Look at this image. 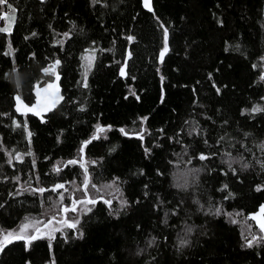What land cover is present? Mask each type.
<instances>
[{"label":"trees","instance_id":"obj_1","mask_svg":"<svg viewBox=\"0 0 264 264\" xmlns=\"http://www.w3.org/2000/svg\"><path fill=\"white\" fill-rule=\"evenodd\" d=\"M8 2L0 229L61 206L53 187L86 169L122 200L96 201L53 239L14 241L0 264H264V242L246 246L264 237L251 218L264 207V111H252L264 109V0H153V13L143 0ZM56 82L55 108L17 111V96L32 107Z\"/></svg>","mask_w":264,"mask_h":264},{"label":"snow or ice","instance_id":"obj_2","mask_svg":"<svg viewBox=\"0 0 264 264\" xmlns=\"http://www.w3.org/2000/svg\"><path fill=\"white\" fill-rule=\"evenodd\" d=\"M144 6L147 7L151 11L152 10L151 9V0H144ZM0 7H7V9H8L7 12L0 13V19H4V20L8 21L7 28L0 27V32H8V31H10V29L12 27V21L14 19V15L13 14L15 13L16 9H14L12 7V5L8 2V0H0ZM165 36H167V29H165ZM129 39H131V37ZM167 51H168V48L165 47L163 49V51L160 53L161 60H163V57H164L165 53H167ZM4 54L5 55H11L10 52H6ZM88 59L91 60L92 57H89ZM59 63H60V61L57 60L55 62V65H59ZM55 65L52 66V70H54ZM45 71L48 72L49 69H45ZM124 74L125 73H124V70L122 68L121 69V75H124ZM58 79H59V76L57 75V80ZM86 86L87 85L85 83V87ZM52 87H53V85H49V88H52ZM218 91H219V89H218ZM132 94L135 95V93H132ZM38 95H39V93H38ZM136 98L139 99L138 96ZM15 99L17 100V111L18 112L21 111V109H23L25 112H35L37 115L40 114V111H39V109L37 108L36 105H34L32 107H28L27 105L23 104V102L21 101L19 96H17ZM38 104H39V101H38ZM44 110H51V106L48 105V104H45L44 105ZM252 111L253 112L264 111V109L257 107V108L252 109ZM142 119L144 121H146L147 117H144ZM16 126L17 127H21V125L19 123H17ZM105 130L106 129H104L102 127H98V129H97L98 132H103ZM121 132H124V130L121 129ZM28 135L30 137L31 133L29 132ZM125 135H127V133H125ZM137 135L139 136L140 139H143V132L138 133ZM16 158L20 159L19 156H17ZM207 158L208 157H206L203 154L200 156L201 160H204V159H207ZM76 163H78V161H76V160H70V161L67 162L68 165H74ZM229 166H231V165H229ZM57 171H59V168H57ZM89 183H90V178H88L86 176L85 180H84L85 190H87V187H88ZM93 187H95V186L93 185ZM225 187H227V186L225 185ZM61 189L67 191V188H66L65 184H62V183L61 184H56L53 187L52 191H59ZM257 190H260V189H257ZM33 191L42 195L45 191H47V189L39 188V189H34ZM60 199L61 200L63 199L62 195H61ZM85 202H87L89 204H95L96 203V201L91 199V198H88L86 201H80L79 203H85ZM73 203L75 204L76 201H74ZM104 203L108 204L109 206L111 205V201L110 200H104ZM71 210L72 211H76V208L73 207ZM62 211L63 212H68L69 208L68 207H64V208H62ZM89 211H91V209H89ZM251 218L254 219V220H257L261 231L264 232V207L261 208V215L253 216ZM53 221H55V217H53L52 221H49V223L47 225H45V228L48 229L46 232L44 231V229H41L38 226L41 223L40 221L26 222L25 224H23L20 227L19 231H10V232H7V233L0 232V253H2L5 250V247L7 245L12 244L16 240H22V241H25L28 245H31V243L33 241H35L37 239H41V238H43V236H47L49 239H53L54 238V236L52 235L53 232L60 230V229H58V228H56L54 226ZM63 223L69 228H76L78 221H73V222L70 223L67 220H64ZM29 228H33L34 229V234H29L28 233V229ZM42 234H43V236H42ZM259 242H264V237L254 238L253 240H248L246 238V246L247 247H252L254 245V243H259Z\"/></svg>","mask_w":264,"mask_h":264},{"label":"rangeland","instance_id":"obj_3","mask_svg":"<svg viewBox=\"0 0 264 264\" xmlns=\"http://www.w3.org/2000/svg\"><path fill=\"white\" fill-rule=\"evenodd\" d=\"M96 50H91L87 53H85L83 55V75H82V81L83 83H86L88 80V77L91 73V70L93 68L94 65V61L96 59ZM92 57L91 60H89L88 58ZM89 178H90V174L88 172ZM87 175H85L83 177V179L81 180V182H72L70 185L69 184H65L67 191L61 189L58 191L59 193V197H61V195L63 196V199L61 201H63V204L61 206H57V208H52L53 210H48L45 209L42 213L41 216H29L27 217L17 228L12 229V230H4V229H0V232H10V231H19L20 227L25 224L26 222H35V221H40L41 223L38 225L39 227H42L44 224H46L48 221H52L53 217H55V221H53V224L56 228L60 229L59 231H55L53 232V236L56 235V233L58 232H63L65 233L67 231V227L63 221L67 220L68 222H73V221H78L77 223V227L75 229H79L81 222L84 218V216H86L90 211L89 209L92 210V207L95 204H89L87 202L85 203H79L78 205L76 204L77 202L80 201H86V194L85 191L83 189L84 186V180L85 177ZM182 179L183 182H185L184 177L180 175V177H178V181ZM95 187L91 186L90 183L87 187V192L89 193V196L91 199L98 201L100 199H107L110 200L111 203H115L117 201H121L122 200V195L118 189V187L116 185H112V186H97L94 185ZM76 201V203L74 204L73 202ZM59 202V201H58ZM122 202H120L121 204ZM64 207H68L69 211L68 212H63L62 208ZM75 207L76 211H72L71 209ZM48 208V207H47ZM51 208V207H50ZM65 216V217H64ZM48 229L44 228V231L46 232ZM28 233L29 234H34V229L33 228H29L28 229ZM264 234V232H263ZM43 236V234H42ZM44 238H48L47 236H43Z\"/></svg>","mask_w":264,"mask_h":264},{"label":"water","instance_id":"obj_4","mask_svg":"<svg viewBox=\"0 0 264 264\" xmlns=\"http://www.w3.org/2000/svg\"><path fill=\"white\" fill-rule=\"evenodd\" d=\"M152 1L153 0H151V9H152L151 11L147 7L144 6L145 10L148 11V12H150V13H153L154 12L153 6H152ZM4 28H7V26H5ZM0 33H3V32H0ZM123 70H124V73H125V67L123 68ZM49 85H53V87L52 88H49ZM37 93H39L38 98H37V101H36L37 108L41 110L44 107L45 104H48V105L52 106V109H53V108H55V106L58 103L59 84H58V82H56V83H49L47 86H44V87L40 88L37 91ZM38 101H39V104H38ZM47 111H49V110H47ZM42 112L39 115V118H41V115L44 113V112L43 113ZM31 113L34 114L35 112H31ZM86 175L89 178L88 170L87 169H86ZM83 189L85 191L86 200H87L88 198H90L89 193L85 190V187L84 186H83ZM76 204L78 205L79 202H77ZM259 215H261V208H260L259 212L256 215H254V216H259ZM255 221L257 222V220H255ZM48 223H49V221L46 224H44L42 227H40V228L41 229H44L45 228V225H47ZM257 224H258V222H257Z\"/></svg>","mask_w":264,"mask_h":264},{"label":"flooded vegetation","instance_id":"obj_5","mask_svg":"<svg viewBox=\"0 0 264 264\" xmlns=\"http://www.w3.org/2000/svg\"><path fill=\"white\" fill-rule=\"evenodd\" d=\"M65 217V216H64Z\"/></svg>","mask_w":264,"mask_h":264}]
</instances>
